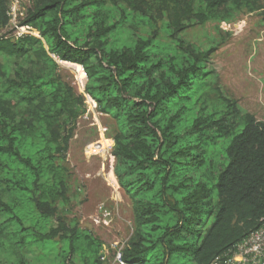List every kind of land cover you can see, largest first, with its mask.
<instances>
[{
	"label": "trees",
	"instance_id": "trees-1",
	"mask_svg": "<svg viewBox=\"0 0 264 264\" xmlns=\"http://www.w3.org/2000/svg\"><path fill=\"white\" fill-rule=\"evenodd\" d=\"M263 2L30 0L19 24L37 37L2 34L0 0V246L16 264L104 262L101 240L66 216L64 162L85 98L57 61L82 68L85 93L115 121L113 173L135 223L125 262L224 263L260 227L264 120L209 82L215 47L182 33Z\"/></svg>",
	"mask_w": 264,
	"mask_h": 264
},
{
	"label": "rangeland",
	"instance_id": "rangeland-1",
	"mask_svg": "<svg viewBox=\"0 0 264 264\" xmlns=\"http://www.w3.org/2000/svg\"><path fill=\"white\" fill-rule=\"evenodd\" d=\"M1 33L15 35L11 24ZM182 35L201 48L215 47L206 62L213 71L209 82L235 99L242 110L264 120V2L260 10L241 12L231 22L193 25ZM57 62L63 78L85 98L84 112L77 118L64 162L70 173L66 216L76 219L80 227L101 240L103 264H113L114 253L124 247L135 227L131 200L113 173L114 142L110 141L114 138L115 121L88 100L82 68ZM101 203L108 212L106 219L98 211ZM5 244L6 247L8 243ZM5 247L0 246V264H16V255ZM250 263L248 258L246 264Z\"/></svg>",
	"mask_w": 264,
	"mask_h": 264
},
{
	"label": "built area",
	"instance_id": "built-area-1",
	"mask_svg": "<svg viewBox=\"0 0 264 264\" xmlns=\"http://www.w3.org/2000/svg\"><path fill=\"white\" fill-rule=\"evenodd\" d=\"M27 5L30 4V0H9L8 15L9 25H12L15 35H34L39 37L38 32L30 25L19 24L20 18L24 16ZM88 100L96 107V102L87 94ZM105 131V128H102ZM110 142H114L112 139ZM112 172V171H111ZM98 211L102 213V216L106 219L108 212L101 203L98 206ZM250 258L251 263L264 264V221H262L260 227L252 231L242 242L237 244L232 251V256L227 258L224 263L220 260H215L212 264H246V261ZM113 264H130L122 259V249H118L113 255Z\"/></svg>",
	"mask_w": 264,
	"mask_h": 264
}]
</instances>
